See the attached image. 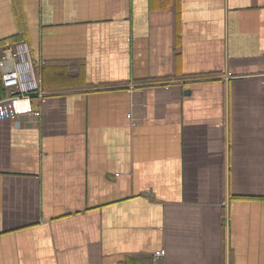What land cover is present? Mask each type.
<instances>
[{
	"label": "crops",
	"instance_id": "0c3cea01",
	"mask_svg": "<svg viewBox=\"0 0 264 264\" xmlns=\"http://www.w3.org/2000/svg\"><path fill=\"white\" fill-rule=\"evenodd\" d=\"M21 40L0 264H264V0H0Z\"/></svg>",
	"mask_w": 264,
	"mask_h": 264
},
{
	"label": "built area",
	"instance_id": "2783aa9c",
	"mask_svg": "<svg viewBox=\"0 0 264 264\" xmlns=\"http://www.w3.org/2000/svg\"><path fill=\"white\" fill-rule=\"evenodd\" d=\"M44 65V60H34L26 40L3 45L0 48V79L5 94L0 98V107L9 106L13 116L22 113L37 116L39 113L32 106V101L36 99L38 104H42L47 97L39 82V73ZM130 119L134 124L135 118L131 113ZM153 256L160 260L163 253L158 251Z\"/></svg>",
	"mask_w": 264,
	"mask_h": 264
}]
</instances>
